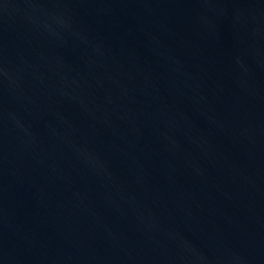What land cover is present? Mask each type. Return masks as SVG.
<instances>
[{
  "label": "water",
  "instance_id": "95a60500",
  "mask_svg": "<svg viewBox=\"0 0 264 264\" xmlns=\"http://www.w3.org/2000/svg\"><path fill=\"white\" fill-rule=\"evenodd\" d=\"M0 264H264V0H0Z\"/></svg>",
  "mask_w": 264,
  "mask_h": 264
}]
</instances>
